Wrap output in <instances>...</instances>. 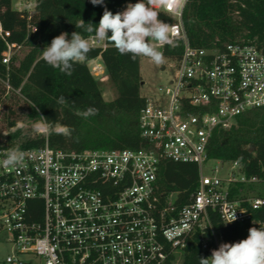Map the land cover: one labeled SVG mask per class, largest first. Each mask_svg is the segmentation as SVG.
Segmentation results:
<instances>
[{"label": "built area", "instance_id": "1", "mask_svg": "<svg viewBox=\"0 0 264 264\" xmlns=\"http://www.w3.org/2000/svg\"><path fill=\"white\" fill-rule=\"evenodd\" d=\"M13 7L32 12L35 0H18ZM182 13L171 15L173 38H183L184 48L176 59L164 55L162 67L172 72L165 99H147L140 111L144 146L74 151L46 141L19 147L23 166H0V242L10 243L13 251L0 264H182L195 235L202 249L221 245L210 210L225 223L234 213L231 223H261L255 213L264 211V195L249 190L262 181L259 177L247 175L242 161L230 162L226 178L218 167L205 174L203 166L215 131L264 107V51L244 39L193 46ZM9 36L0 18V41L6 45L1 60L7 68L29 50ZM93 45L107 43L94 40ZM10 148L0 147V160ZM164 160L197 164L196 190L189 196L161 192L157 177Z\"/></svg>", "mask_w": 264, "mask_h": 264}, {"label": "trees", "instance_id": "2", "mask_svg": "<svg viewBox=\"0 0 264 264\" xmlns=\"http://www.w3.org/2000/svg\"><path fill=\"white\" fill-rule=\"evenodd\" d=\"M136 2L138 0H104L102 5H93L90 0H35L34 10L28 12L15 9L13 0H0V8L5 7L0 14L1 22L10 31L8 40L29 47L23 59L13 61L7 68L1 60L6 45L0 41V147H39L46 141L53 148L74 151L139 149L145 145L139 127L140 111L147 102L140 90L143 83L141 58L133 60L129 55H121L106 42L105 48L93 46L88 60L74 65L71 76L53 69L41 58V51L54 37L66 32L70 39L73 32L82 31L75 26L79 19L98 25L105 7L115 14L122 12L128 3ZM160 19L170 25L174 22L171 15L163 12ZM182 19L193 46L210 47L244 39L264 51V0H188ZM175 40L176 47L165 46L163 51L171 59L180 57L184 48L183 38ZM98 57L117 91L111 100L104 98L100 81L89 68V62ZM5 81L10 85L9 90ZM61 96L67 103H57ZM88 107L97 108L98 114L89 118L76 115L78 110ZM41 115L50 123L69 126L71 135L35 132L31 126ZM17 124L25 127L17 129ZM251 147L252 152L249 151ZM207 153L210 160L242 161L247 175L262 180L249 190L264 195V107L237 116L228 129L215 131ZM198 180L197 164L171 160L162 162L157 177L161 192L178 191L183 196L196 190ZM230 188L233 195V184ZM209 216L222 235L221 244L246 239L249 228L264 225V211L255 213L261 221L259 224L251 221L225 223L218 211L210 210ZM213 250H216L213 246L202 249L195 235L186 246L182 264H198L199 258L210 257Z\"/></svg>", "mask_w": 264, "mask_h": 264}, {"label": "clouds", "instance_id": "3", "mask_svg": "<svg viewBox=\"0 0 264 264\" xmlns=\"http://www.w3.org/2000/svg\"><path fill=\"white\" fill-rule=\"evenodd\" d=\"M93 5H102L104 0H90ZM188 0H138L136 3H128L122 12L109 11L106 7L100 18L99 24L85 23L79 19L75 26L81 32L75 31L68 38L64 32L54 37L50 45L41 51L42 60L59 72L71 76L74 65L84 64L88 60V54L93 49V41H104L114 47L121 55H129L133 60L148 58L155 65L165 63L164 53L161 48L176 47L177 41L173 38L172 26L161 20L163 12L166 15L181 13ZM89 34V35H85ZM111 33V35H109ZM58 104H65L67 100L61 96ZM33 108L35 105L29 104ZM98 109L88 107L77 111L76 115L89 118L98 114ZM17 129L25 127L17 124ZM32 129L37 133H56L70 136L72 129L59 122L50 123L47 118L40 119L32 124ZM7 136V133H4ZM24 164V153L19 146L8 149L4 159L0 160V166L5 168L18 167ZM237 219L235 213L227 222ZM198 264H264V225L259 228L251 227L246 239L235 243H222L217 250H213L208 258H199Z\"/></svg>", "mask_w": 264, "mask_h": 264}, {"label": "rangeland", "instance_id": "4", "mask_svg": "<svg viewBox=\"0 0 264 264\" xmlns=\"http://www.w3.org/2000/svg\"><path fill=\"white\" fill-rule=\"evenodd\" d=\"M17 1L18 0H13V4H15ZM26 51L27 50L24 49L19 52L20 56H23ZM97 62L101 64L100 69H94ZM89 68L91 69L92 74L100 81V86L104 98L106 100H111L115 98L117 95V91L109 80L101 59L89 63ZM99 71H101V73H99ZM140 71L143 78V83L140 88L141 94L147 99L164 100L165 96L163 89H165V87L167 86L169 78L172 75L170 68H164L162 67V65H155L148 58H141ZM160 88L162 89L160 90ZM230 164V162H225L224 164H222L216 160H209L206 164H204L203 172L205 174L212 175L211 169L218 167L219 176H221L222 178H226L230 172ZM10 254H13L12 245L7 242H0V262L3 261L6 256Z\"/></svg>", "mask_w": 264, "mask_h": 264}, {"label": "crops", "instance_id": "5", "mask_svg": "<svg viewBox=\"0 0 264 264\" xmlns=\"http://www.w3.org/2000/svg\"><path fill=\"white\" fill-rule=\"evenodd\" d=\"M98 59H101L100 57H98V58H96V59H94V60H92V61H90L89 63H91V62H94V61H96V60H98ZM96 65H101L99 62H97V64Z\"/></svg>", "mask_w": 264, "mask_h": 264}, {"label": "water", "instance_id": "6", "mask_svg": "<svg viewBox=\"0 0 264 264\" xmlns=\"http://www.w3.org/2000/svg\"><path fill=\"white\" fill-rule=\"evenodd\" d=\"M249 151L252 152L253 151V147H251Z\"/></svg>", "mask_w": 264, "mask_h": 264}]
</instances>
